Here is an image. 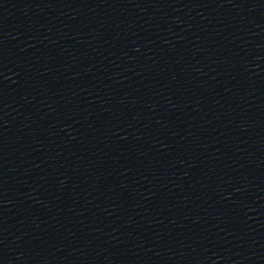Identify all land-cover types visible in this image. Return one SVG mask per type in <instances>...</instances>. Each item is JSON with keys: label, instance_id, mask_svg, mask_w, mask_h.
Wrapping results in <instances>:
<instances>
[{"label": "water", "instance_id": "obj_1", "mask_svg": "<svg viewBox=\"0 0 264 264\" xmlns=\"http://www.w3.org/2000/svg\"><path fill=\"white\" fill-rule=\"evenodd\" d=\"M0 264H264V0H0Z\"/></svg>", "mask_w": 264, "mask_h": 264}]
</instances>
